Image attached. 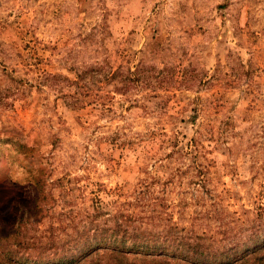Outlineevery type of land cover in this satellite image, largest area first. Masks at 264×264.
Masks as SVG:
<instances>
[{
    "label": "rangeland",
    "instance_id": "1",
    "mask_svg": "<svg viewBox=\"0 0 264 264\" xmlns=\"http://www.w3.org/2000/svg\"><path fill=\"white\" fill-rule=\"evenodd\" d=\"M263 246L264 0H0V264Z\"/></svg>",
    "mask_w": 264,
    "mask_h": 264
},
{
    "label": "trees",
    "instance_id": "2",
    "mask_svg": "<svg viewBox=\"0 0 264 264\" xmlns=\"http://www.w3.org/2000/svg\"><path fill=\"white\" fill-rule=\"evenodd\" d=\"M108 73V72H107ZM105 74V77L109 76V80L115 77L116 71L110 72L108 75ZM95 74L91 73V70H83L81 73L78 74V81L79 83L83 84H90L89 80L94 78ZM89 79V80H87ZM262 249V252H264V246L262 248H259V250ZM114 262V264H218V263H212L210 260L207 259H200V260H177L175 262H172L171 260L159 258L158 260H149V259H143L139 261L138 263L134 260L131 262L125 261L123 258L117 256V255H111ZM220 264V263H219ZM222 264H264V254L261 252L257 254L256 250L253 251H245L243 252L240 257L236 259H230L226 263Z\"/></svg>",
    "mask_w": 264,
    "mask_h": 264
}]
</instances>
